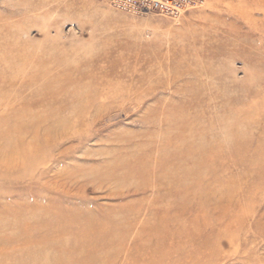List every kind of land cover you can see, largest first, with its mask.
<instances>
[{"label":"rangeland","instance_id":"rangeland-1","mask_svg":"<svg viewBox=\"0 0 264 264\" xmlns=\"http://www.w3.org/2000/svg\"><path fill=\"white\" fill-rule=\"evenodd\" d=\"M117 1L0 0V61L13 74L33 77L6 83L12 89L0 96L1 105L32 107L26 119H16L21 122L0 125V155L5 132L30 148L27 163L11 173L0 169V254L14 250L8 238L40 239L48 215L69 212L89 219L93 230L104 224L108 240L127 232L123 251L143 243L155 253L152 261L164 255L159 264H264V151L257 159L253 147L264 143L258 128L264 117L244 119L264 97V0H198L177 17ZM135 51L146 53L142 59L173 57L141 66ZM172 67L183 76L173 79ZM140 75L146 82L138 83ZM110 80L138 83L150 95L106 98L101 85ZM203 111L201 121L222 120L224 129L180 136L186 125L175 118ZM23 122V136L13 133ZM212 133L217 144L244 142L249 150L203 154L198 146ZM175 153L194 174L186 184L201 177L190 202L166 177L181 168L173 164ZM132 170L148 181L128 176ZM161 224L167 226L155 228Z\"/></svg>","mask_w":264,"mask_h":264},{"label":"bare ground","instance_id":"bare-ground-1","mask_svg":"<svg viewBox=\"0 0 264 264\" xmlns=\"http://www.w3.org/2000/svg\"><path fill=\"white\" fill-rule=\"evenodd\" d=\"M54 1V0H53ZM138 6V5H137ZM141 5H139L140 7ZM50 9V5L48 6ZM47 7V8H48ZM141 9H146L144 6L140 7ZM46 9V8H45ZM207 30H204L203 33H206ZM2 50L7 52H12L13 50L8 47H2ZM25 52V51H24ZM29 52V51H28ZM182 52V51H181ZM24 54V53H23ZM145 52H138L135 51L134 57L135 60H137L139 57H143ZM21 55V54H20ZM173 57V54H170L169 56H160L159 58L152 60V58H144L138 59L141 66H151V65H157L161 62L166 61L168 57ZM240 57L244 56L240 54ZM249 58V56L247 57ZM23 60H26V57L22 58ZM174 60L173 58H171ZM10 60V59H9ZM14 60V59H13ZM181 60V59H180ZM179 60V61H180ZM4 61H0V96L2 97L4 93V89L10 90L11 84H15L18 79H27L26 81L32 80L33 77L28 78V76L24 77L23 74H13L10 71V64L3 63ZM9 66V67H8ZM16 68V67H15ZM175 68V72L173 73L174 76H172L173 79L179 78L180 76H183V69L180 67H172L170 69V72H172ZM177 69V70H176ZM22 70V69H21ZM167 70V69H166ZM19 71V69H18ZM24 71V70H23ZM15 72V70H14ZM17 73V72H16ZM27 74V73H26ZM21 75V77H20ZM140 79L138 80V83H144L146 82L147 76H139ZM197 81V80H196ZM115 84H113V80H110L109 82H106L105 84L101 85V89L107 90L105 92L106 98L110 97L111 95H114L116 99L123 98L120 95H136V96H143V97H149L150 94H145V92H139L138 91V83L135 84V87L133 85H123L119 84L118 82L114 81ZM188 82L185 81V83ZM10 84L9 86L6 85ZM190 83V82H188ZM25 85V84H24ZM222 86V85H221ZM95 87V86H94ZM153 87V85H152ZM86 88V87H85ZM71 89V88H70ZM167 91V90H166ZM178 95H181L182 97L186 96V91L182 90H175ZM10 92V91H9ZM30 93V92H29ZM34 93V92H33ZM36 93V92H35ZM74 93V92H73ZM28 94V93H27ZM224 94V93H223ZM26 95V94H25ZM88 95V94H87ZM108 96V97H107ZM11 97V96H10ZM128 97V98H129ZM12 98V97H11ZM115 98H112L115 99ZM186 98V97H185ZM6 99V98H5ZM130 99V98H129ZM17 100H19L17 98ZM188 103L195 104L196 99L189 98L187 99ZM198 100V99H197ZM4 101V98H1L0 101V112L1 111H7L8 115H2L0 116V125H8L9 123L14 122L16 119H20L21 117L23 119L27 118V113L30 112L31 106H21L19 108H13V106L9 105L7 102L5 105H1ZM259 110L255 115L246 116L244 119L248 122L252 121L255 123H260V121L264 117V97L259 100L258 102ZM236 105V104H235ZM238 107V106H237ZM40 110H38L39 112ZM35 113V112H34ZM151 113H153L151 111ZM39 116V115H38ZM62 116V115H61ZM207 111H203L201 114H195V115H187V116H178L175 118V121H180L183 125H186L182 128L180 132V136L186 133H194L196 131H200L202 128L205 127H212L214 126H222L224 129L225 122L219 119L211 120V121H201V118H206ZM41 117V116H40ZM31 118V120H29ZM56 118V117H55ZM29 121L38 122L40 121L39 118H36L35 116L29 117ZM239 119V118H238ZM237 119V120H238ZM16 120V121H18ZM22 120V119H21ZM26 120V122H28ZM57 120V119H56ZM195 120V121H194ZM15 121V122H16ZM190 121V122H189ZM192 121V123H191ZM21 122V121H18ZM52 122V120H51ZM49 123V122H48ZM17 124V123H16ZM31 124V122H30ZM54 125V124H53ZM191 125V126H190ZM0 126V127H1ZM55 126V125H54ZM27 127L26 123H19L17 125V128H15L12 132L16 133L17 135L23 136V130ZM63 127V126H62ZM54 128V127H53ZM210 128V130L213 131V129ZM258 128L260 131L264 134V124H258ZM52 129V128H51ZM55 129V128H54ZM53 129V130H54ZM7 131V129H4ZM227 131H232V125L226 128ZM258 130V129H256ZM254 131V130H253ZM9 132V131H8ZM202 132V131H201ZM53 133V132H52ZM216 133V132H215ZM221 133V132H220ZM249 134L255 133V132H248ZM3 138L5 139L4 146L1 149V155H0V169L5 170L6 172H10L12 170H15V168L18 167L20 164L27 163V159L25 158V152L27 150H30V148L24 144V142H11L9 137V134L7 132L1 133ZM247 134V136H249ZM206 143L201 144L198 146V150L201 151L203 154H209V156H214L217 154H221L224 151L231 152L232 154H236L239 156L240 154H245L249 149L250 145L242 144L244 142H234L231 145H221L217 144L213 139L212 134H206ZM254 136L253 134L251 135ZM53 137V136H52ZM239 137V136H235ZM239 140V139H238ZM255 147V150L258 151V153H255L257 156V159H261V153L260 151H264V143H260L259 141L253 142ZM252 145V144H251ZM190 145L189 147H191ZM191 148L187 149L189 151ZM224 150V151H223ZM183 155L180 153H175V155H172L171 157L176 161L181 162V168L179 169H172V171L168 172L166 174V177H168V180L171 182H174L172 184H176L177 187L182 186V190H179V192H185L187 195L188 200L185 202H190L193 199V196H195L196 192L195 189H199L201 186L198 184L200 182L201 177H197L198 180L196 184L188 185L185 182L189 181L190 179L194 177L193 173H190L187 169V166H189L188 162L182 158ZM159 163V162H158ZM157 163V164H158ZM178 163V162H177ZM161 165V164H160ZM206 167V164L199 163L197 164V167ZM175 168V166H172ZM142 169L146 168L144 165L141 166ZM138 170L128 172V176H140L143 178L144 181H148V178L145 176V174H138ZM214 173V172H213ZM190 178V179H189ZM165 179V178H164ZM165 180H159L158 183H163ZM226 182V181H225ZM215 183L219 186L221 184V181H215ZM227 183V182H226ZM222 182V184H226ZM192 186V187H191ZM222 188V187H221ZM192 190V191H191ZM206 192V191H205ZM174 195H180V193L175 192ZM223 209V208H222ZM78 214L72 213L66 214V215H59V214H50L46 217V220L44 223L40 224V227L44 230V233L40 239L37 240H26L22 241L20 239L19 235H16L12 238H8L10 242L14 245V250L8 254L1 253L0 254V264H116L120 259L127 257V263L126 264H159L160 262H163L166 260L164 255L158 253L155 258H158V261H152L154 260L155 253L153 250H149L146 248H142L143 243L137 242L140 245H134L131 252L129 251H123L124 242L129 237L127 232L121 233L120 237H114L110 240L107 239V235L105 234L106 231L104 230V224L99 228L93 230L92 223L87 218H76ZM166 224L161 225H155L156 229L162 230V227H165ZM167 226V225H166ZM146 229H152L154 227L145 226ZM154 231V230H153ZM67 236V237H64ZM151 239V238H150ZM148 238V240H150ZM36 241L38 244L37 249L31 248L30 244ZM153 240H150L152 242ZM142 255L148 256V259L146 261L142 260Z\"/></svg>","mask_w":264,"mask_h":264},{"label":"built area","instance_id":"built-area-1","mask_svg":"<svg viewBox=\"0 0 264 264\" xmlns=\"http://www.w3.org/2000/svg\"><path fill=\"white\" fill-rule=\"evenodd\" d=\"M117 2H122V0H118ZM125 2H133L137 5L144 6L147 10L156 11L167 16L177 17L196 6L198 0H125Z\"/></svg>","mask_w":264,"mask_h":264}]
</instances>
